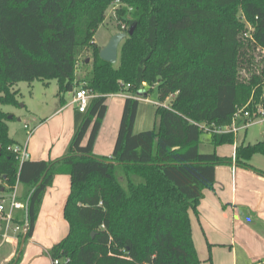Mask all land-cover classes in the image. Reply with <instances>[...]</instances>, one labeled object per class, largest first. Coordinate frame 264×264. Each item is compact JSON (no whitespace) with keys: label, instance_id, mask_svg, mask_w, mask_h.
<instances>
[{"label":"trees","instance_id":"1","mask_svg":"<svg viewBox=\"0 0 264 264\" xmlns=\"http://www.w3.org/2000/svg\"><path fill=\"white\" fill-rule=\"evenodd\" d=\"M109 8L127 31L134 27L120 43L115 64L99 58L93 41ZM248 24L251 39L245 44L241 33ZM249 46L258 55L245 58ZM79 48L90 51L92 63L77 81ZM262 52L264 0H0V192L16 181L26 189L24 244L32 237L45 190L66 172L68 232L47 251L51 260L201 264L189 211L197 214L203 191L213 189L215 168L232 163L215 148L235 144L232 134H211L213 150L202 153L201 127L228 126L248 102L264 107ZM50 80L57 82L61 105L77 87L93 98L85 113L75 110L64 157L20 163L11 152L18 143L9 136L10 114L1 107L18 105L17 83ZM153 90L160 103L171 98L169 105L156 107L152 130L134 133L139 106L134 97ZM117 94L127 97L114 147L109 157H98L93 148L106 102ZM256 154L264 156V138L237 144L235 166L264 176L250 165ZM117 167L123 176H116Z\"/></svg>","mask_w":264,"mask_h":264},{"label":"crops","instance_id":"2","mask_svg":"<svg viewBox=\"0 0 264 264\" xmlns=\"http://www.w3.org/2000/svg\"><path fill=\"white\" fill-rule=\"evenodd\" d=\"M107 42L98 46L103 47ZM80 78L82 75L76 77V80ZM13 88L15 89V86ZM109 97L121 98L122 101H112L111 109L110 105H107V112L93 148V154L98 157H109L112 153L125 99L119 95ZM70 102L71 100L69 102L65 100L64 106L59 104L54 106L51 114L35 126L33 137L26 138L24 144L27 145L30 160L56 161L66 155L74 133L75 110ZM60 115H64V121L57 122L50 138L46 135L40 139L43 135L38 136V132L47 122ZM10 116L14 117L13 114ZM243 134L241 140L233 145L231 152L217 154L214 150L216 155L232 160L237 144L245 141L246 131ZM9 136L16 143L23 145L17 138V131L12 135L9 132ZM212 149L210 146V152ZM231 164H223L215 168L213 189L203 191L197 214L189 211L193 244L196 252L210 249L214 264H264V176L237 165L232 172ZM250 165L264 172V167L259 166L252 159ZM69 189L70 176L65 172L57 174L45 190L31 240L29 244L25 243L21 250V257L24 255L25 258L22 264H51L47 251L61 241L68 232V225L63 219V208ZM18 191L20 197L24 199L26 189L19 186ZM9 241H12V251L9 255L0 257V264H11L17 257L20 240ZM207 259L199 258L201 264Z\"/></svg>","mask_w":264,"mask_h":264},{"label":"rangeland","instance_id":"3","mask_svg":"<svg viewBox=\"0 0 264 264\" xmlns=\"http://www.w3.org/2000/svg\"><path fill=\"white\" fill-rule=\"evenodd\" d=\"M238 13H240V10ZM239 17L240 19L242 18L241 15H239ZM250 28L251 26L248 24L247 29L250 30ZM123 29L127 31L126 25L123 23L120 24L117 20V14L114 8H111V9L109 8L106 13V17H105V21L103 25H101L94 34L93 41L96 43L97 46L102 45L105 42L109 41L111 36H113L114 34L123 32ZM247 32L246 31L242 32L241 36L243 38H246L245 33ZM248 41H249V38L247 39V41L244 40V43L250 44V42ZM245 51H246L245 58H248V56L258 55L259 53V51L256 49H253L252 46L245 48ZM262 55H264L263 52H262ZM86 60H88L87 63H86ZM91 63H92V56H91L90 51L83 50V48H79L77 64H76L77 66L76 77H81V75L83 77L85 76V74L87 75L89 72ZM256 64L259 65L257 62ZM252 70L253 68L251 67L249 71H252ZM15 89L18 90V105L17 106H2L1 109L5 111L6 113H10L11 115L12 114L14 115L13 119L8 120V126L10 130L9 132L12 135L14 131H17V138L21 140L22 144H24L28 135L23 130V125L27 123L29 129H34V127L42 119L46 118V116L51 114L52 110H54V106L58 104L61 105L59 98L56 96L57 91H58V85H57L56 80L35 81L32 83L19 82L15 85ZM69 95L70 93L65 94L66 102H69L71 100ZM262 96L264 97V93L262 94ZM170 100L171 98H169V100H166L164 103H160L158 100L157 92L155 90L150 92L147 96L143 95V98L141 97L139 100V108H138V112L136 116V122L134 125V129H135L134 133L136 132L138 133L143 130L144 131L152 130L155 126L156 107L158 105L167 106L169 105ZM112 101L120 102L122 101V99L108 97L107 105H110ZM61 106H64V105H61ZM72 107L74 110H76L75 106L72 105ZM109 107L111 109L112 106L110 105ZM58 121L63 122L64 115L63 116L60 115L54 120H50L49 122H47V124L38 132V136L43 135L40 139H43V137H46V135H48L47 137L50 138V136L52 135L53 131L55 130L57 126ZM35 131H36V127H35V130L32 132L30 139L33 137L34 135L33 133H35ZM243 136H244L243 132L238 133L236 136V142L237 141L239 142V140H241ZM263 138H264V122L254 124L247 129L246 134H245L244 143L254 144L262 140ZM201 140H202V143L200 145V151L202 153L210 152V134L202 132ZM233 145L234 144L232 145L226 144V145L218 146L215 148L216 153L218 154V153H222L226 151L231 152L233 150L232 148ZM252 160L256 162L257 164H259V166L264 167V156L256 154L252 157ZM115 173L117 177L123 176L122 168L117 167L115 170ZM30 240L31 238H29L26 241V243L29 244ZM12 247H13L12 241H7L6 243H4L0 247V257H5L9 255V253L12 251ZM196 253L199 258L204 257L205 259H207L208 256H210V262L211 264H214L210 249H206L205 252L201 250ZM23 254L24 253H22V255ZM21 258L22 259H20V262L18 264H22V262L25 259L24 255ZM206 263H208L207 260L202 261V264H206ZM51 264H52V260H51Z\"/></svg>","mask_w":264,"mask_h":264},{"label":"built area","instance_id":"4","mask_svg":"<svg viewBox=\"0 0 264 264\" xmlns=\"http://www.w3.org/2000/svg\"><path fill=\"white\" fill-rule=\"evenodd\" d=\"M250 30L245 33L246 38H250ZM70 104L75 106L76 111L85 113L88 105L93 98V95L82 87L75 88L70 92ZM122 97H127L125 94H117ZM143 98V95H136V100ZM264 122V107L261 105H251L248 102L245 106L238 109L232 116L230 124L226 127L202 126V132L207 134H232L235 138L238 133H244L247 129L258 123ZM24 129L31 136L33 129H29L28 125H24ZM11 152L15 158L22 163L24 160H29L30 156L27 151V145L16 144L11 147ZM234 155L232 156V172L235 168ZM19 183L16 181L12 189L0 192V246L10 239L19 240L21 235L25 233L22 222L24 221V211L26 208L25 199L19 195ZM24 223V222H23ZM52 264H60L59 260H52Z\"/></svg>","mask_w":264,"mask_h":264},{"label":"water","instance_id":"5","mask_svg":"<svg viewBox=\"0 0 264 264\" xmlns=\"http://www.w3.org/2000/svg\"><path fill=\"white\" fill-rule=\"evenodd\" d=\"M133 29H134V27H130L127 32H119V33H116L113 36H111V38L109 39L107 44L99 49V53H98L99 58L105 62L110 63V64H115L117 62V58H118V48H119L120 43L122 42L123 39L126 38L127 35H131L133 33ZM87 62H88V60H86V63ZM138 95H140V94L138 93ZM9 119H12V116H9ZM114 164L118 165L116 163H114ZM47 170L48 169H46V171L43 173L42 177L40 178L39 182L36 184L35 188H37L41 185V183H42V181H43V179L47 173ZM23 229H24L25 233L22 236L20 247L18 250V254H17V257L15 260H17L19 258L22 247H23L24 242H25V236H26L27 229H28L27 223L24 224Z\"/></svg>","mask_w":264,"mask_h":264}]
</instances>
